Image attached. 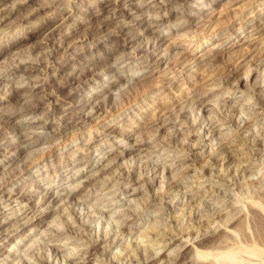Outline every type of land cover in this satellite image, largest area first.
Returning <instances> with one entry per match:
<instances>
[{"label":"rangeland","instance_id":"374dc122","mask_svg":"<svg viewBox=\"0 0 264 264\" xmlns=\"http://www.w3.org/2000/svg\"><path fill=\"white\" fill-rule=\"evenodd\" d=\"M0 1V264L264 263V0Z\"/></svg>","mask_w":264,"mask_h":264},{"label":"bare ground","instance_id":"6f19581e","mask_svg":"<svg viewBox=\"0 0 264 264\" xmlns=\"http://www.w3.org/2000/svg\"><path fill=\"white\" fill-rule=\"evenodd\" d=\"M7 2V1H6ZM6 2H4V1H0V15L2 14H4V13H2V11L3 10H5V9H10L11 7H12V5H14L15 4V2H14V4H12V5H10V2H8V3H6ZM12 2V1H11ZM13 3V2H12ZM20 6V5H19ZM18 7V6H17ZM11 9H13V8H11ZM18 9V8H17ZM7 10V11H8ZM6 15V14H5ZM0 17H2V16H0ZM33 30V29H32ZM29 31V30H28ZM26 33V32H25ZM29 33V32H28ZM30 35V34H29ZM29 35H27V36H29ZM33 35V34H32ZM19 36V35H18ZM23 36H26V35H21L20 36V38L21 37H23ZM18 38V37H17ZM72 101V100H71ZM33 111V110H32ZM157 115V114H156ZM155 115V117H157ZM205 125V124H204ZM210 127V126H209ZM208 127V128H209ZM210 130H211V128H210ZM190 132V131H189ZM256 134V133H255ZM201 141V140H200ZM221 146H223V145H221ZM185 149V148H184ZM115 164V163H114ZM128 176H130V175H128ZM139 180V179H138ZM264 185V184H263ZM173 186V185H172ZM261 186V185H260ZM262 188V187H261ZM0 190H4V188L2 187V188H0ZM13 191V190H12ZM261 191V190H260ZM5 192V191H4ZM14 192V191H13ZM259 192V191H258ZM6 194V193H5ZM15 193H11L10 192V194H9V198L10 197H12V198H16V194L14 195ZM19 194V193H18ZM261 194V195H260ZM260 194H258V195H260V200L261 201H263L262 203H264V200H262V197L264 198V192H262V193H260ZM0 195H2V193L0 194ZM44 195H45V193H44ZM4 196V195H3ZM74 198H75V196H73ZM4 198H6L5 196H4ZM258 198V199H259ZM76 199V198H75ZM150 200V199H149ZM260 201V202H261ZM251 204H253V205H250V209L248 210V218H250V219H252V220H257L258 218H261V215L260 214H262V213H264V206L263 205H261L260 203H258L257 201L256 202H254V201H251ZM253 206H254V208L256 207V206H258L259 208H260V210L261 211H254V208H253ZM248 208V207H247ZM240 209V208H239ZM98 211V210H97ZM240 211V210H239ZM258 212V213H257ZM127 213V212H126ZM228 213V212H227ZM71 214H73V212H71ZM225 214V213H224ZM236 214H237V212H236ZM235 213H234V215H236ZM238 215V214H237ZM252 215V216H251ZM263 216V215H262ZM71 217V216H70ZM226 217H228V216H226ZM231 217H233V215H231ZM231 217H229V218H226V220L228 219H230ZM73 219H74V222L76 223V225L78 226V227H81V226H84V223H81V222H83V221H85V220H83L82 221V218H78L77 217V215L76 214H74L73 215ZM235 219V218H234ZM262 219L264 220V218L262 217ZM88 220H89V218H88ZM225 220V219H224ZM262 220V222H264ZM221 221V220H220ZM261 221V220H260ZM73 222V221H72ZM213 222V221H212ZM226 222H228V221H226ZM258 222V221H257ZM257 222H255V223H257ZM222 223H224V222H222ZM260 223V222H259ZM258 223V224H259ZM161 224V223H160ZM226 224V223H225ZM72 225V224H71ZM209 226V225H208ZM217 226V225H216ZM219 226V225H218ZM59 228V227H58ZM219 228V227H218ZM207 229H209V228H207ZM214 229V228H213ZM210 230H211V228H210ZM264 230V229H263ZM214 231H216V230H214ZM218 231V230H217ZM264 232V231H263ZM100 233V232H99ZM209 233V232H208ZM207 233V234H208ZM213 234H215V233H213ZM262 234V233H261ZM190 235V234H189ZM211 235V234H210ZM210 235L208 234V236L210 237ZM224 235V234H223ZM187 236H188V234H187ZM213 236V235H212ZM218 236V235H217ZM105 237V236H104ZM152 237V236H151ZM262 237H264V236H262ZM169 238H171V239H173L174 237H170L169 236ZM168 238V239H169ZM187 238V237H186ZM96 239V238H95ZM168 239H165V240H168ZM215 239H218V238H215ZM220 239V238H219ZM236 239L237 238H233L232 240H229L228 241V239H223L224 241H223V243H221V244H223L224 245V247H222L223 245H220V242H219V240H218V244L222 247V249L223 250H221V251H218V252H216V256L217 257H215L214 258V260H216V259H218L219 260V258L218 257H220V259L221 258H225V259H230V258H233L234 256H236V255H234L235 253H241V251L239 252V251H237V250H235V249H238L237 248V245H238V247L240 246V241L238 240V243L237 242H234V241H236ZM97 240H98V238L96 239V240H94V241H90L91 242V244H92V246H93V244H95L96 242H97ZM181 240V239H180ZM189 240V239H188ZM221 240V239H220ZM226 240V241H225ZM105 241V240H104ZM214 241V240H213ZM216 241V240H215ZM214 241V242H215ZM171 242V241H170ZM170 242H168L167 241V243H168V245L170 244ZM109 243V242H108ZM211 243V242H210ZM262 243H264V242H262ZM135 244V243H134ZM215 244L217 245V242H215ZM234 244H237L235 247H232ZM128 245V244H127ZM190 245V244H189ZM257 245V244H256ZM215 247V245L213 244L211 247ZM220 246H216V247H218V248H220ZM259 246V245H258ZM258 246H250V247H245L244 249V252H245V254L246 255H248V257L249 256H251V257H254V258H257V257H260L261 256V258L263 257V259H264V256H262V255H264V246L262 247H258ZM126 247H128V246H126ZM125 247V248H126ZM132 247V246H131ZM137 247V246H136ZM140 247V246H139ZM143 247V246H142ZM207 247V246H206ZM210 247V248H211ZM213 247V248H214ZM215 247V248H216ZM130 248V247H129ZM208 248V247H207ZM218 248H216V249H218ZM122 250V249H121ZM145 250V252L143 251V254L144 255H142L141 254V252L138 250V251H136V252H134L135 254V256L137 257L138 256V259L136 258V260H138V262H139V264H151L153 261H154V258H153V256H151V253L149 254V252H148V250H147V248H145L144 249ZM197 250V249H196ZM204 250V249H203ZM211 250V249H210ZM215 250V249H214ZM239 250H242L243 251V249H239ZM120 251V250H119ZM133 251H135V250H133ZM199 251V250H198ZM203 252H205V251H202V252H198L200 255L198 256L199 258H200V256L201 257H207V252H205V254L203 253ZM244 252H242V253H244ZM133 253V252H132ZM196 253V252H195ZM198 253H196L197 255H198ZM209 253V255L210 254H212L211 252H208ZM244 254V255H245ZM241 255H243V254H241ZM132 256V255H131ZM135 256H134V258H135ZM240 256V255H239ZM130 257V256H129ZM210 257V256H209ZM208 257V258H209ZM245 257V256H244ZM247 257V256H246ZM250 257V258H251ZM132 258V257H131ZM130 258V259H131ZM36 260V259H35ZM109 260V259H108ZM156 261H158L159 260V257L157 256V258L155 259ZM245 260V259H244ZM248 260H250V259H248ZM110 261V260H109ZM116 261H117V259H116ZM212 261H213V258H212ZM252 261V260H251ZM251 261H249V263L251 262ZM257 261V260H256ZM67 262L68 261H66V264H67ZM120 262V261H119ZM137 262V261H136ZM215 262V261H214ZM219 262V261H218ZM226 262V261H225ZM254 262V261H253ZM215 263H217V262H215ZM227 263V262H226ZM230 263V262H229ZM239 263H240V261H239ZM242 263V262H241ZM258 263H260V262H258ZM137 264V263H136ZM243 264V263H242ZM244 264H247V262L245 263L244 262ZM250 264H252V263H250ZM254 264V263H253ZM260 264H264V263H260Z\"/></svg>","mask_w":264,"mask_h":264}]
</instances>
